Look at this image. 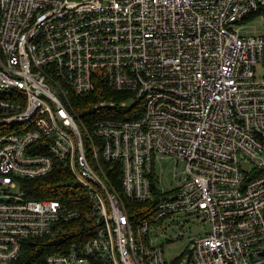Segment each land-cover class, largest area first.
<instances>
[{
    "label": "built area",
    "instance_id": "obj_1",
    "mask_svg": "<svg viewBox=\"0 0 264 264\" xmlns=\"http://www.w3.org/2000/svg\"><path fill=\"white\" fill-rule=\"evenodd\" d=\"M258 16L264 0H0V264L47 235L42 264H264V35L242 33ZM166 157L185 162L167 189ZM57 165L76 206L20 187ZM194 219L165 259L160 236Z\"/></svg>",
    "mask_w": 264,
    "mask_h": 264
},
{
    "label": "trees",
    "instance_id": "obj_2",
    "mask_svg": "<svg viewBox=\"0 0 264 264\" xmlns=\"http://www.w3.org/2000/svg\"><path fill=\"white\" fill-rule=\"evenodd\" d=\"M107 89L104 84H99L92 92V97H101L102 92ZM108 97L112 92L106 93ZM90 99V98H89ZM95 99V98H94ZM93 99V100H94ZM20 187L29 198H58L69 205L76 206V203L84 198L83 190L71 173L60 166H56L50 173L37 178H20ZM155 185V180L152 178ZM78 200L77 202H75ZM72 203V204H71ZM150 203V202H149ZM148 202L127 201L128 212L140 214L151 205ZM81 206V203L79 204ZM78 222L60 223L62 227L75 226ZM56 238V237H55ZM54 236L47 235L42 238L27 239L21 246L19 256L10 264H42L45 257L60 250L56 245Z\"/></svg>",
    "mask_w": 264,
    "mask_h": 264
},
{
    "label": "rangeland",
    "instance_id": "obj_3",
    "mask_svg": "<svg viewBox=\"0 0 264 264\" xmlns=\"http://www.w3.org/2000/svg\"><path fill=\"white\" fill-rule=\"evenodd\" d=\"M242 33L244 34H258L264 35V20L260 19L259 16L255 17L251 20H247L242 23ZM185 162L183 160L173 159L172 157H166L161 160V162H157L155 165V174L158 177L159 187H164L165 189L170 186L176 185V179L182 177L181 171L184 169ZM177 172V177L174 179L172 177V173ZM208 223L205 224V229H207ZM180 228L177 226H173L172 230L166 229L164 234L160 236L159 240L163 245L164 257L167 260L174 259L179 256V254L185 248L188 238L197 233L203 232L202 223L199 219H194L193 221H186L184 226L182 227L183 234L181 236H177ZM170 237V240H166Z\"/></svg>",
    "mask_w": 264,
    "mask_h": 264
}]
</instances>
